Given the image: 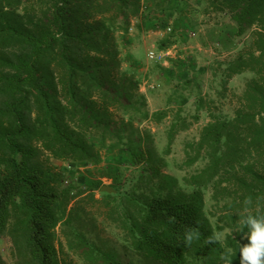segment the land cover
<instances>
[{"label": "trees", "instance_id": "obj_1", "mask_svg": "<svg viewBox=\"0 0 264 264\" xmlns=\"http://www.w3.org/2000/svg\"><path fill=\"white\" fill-rule=\"evenodd\" d=\"M206 2L207 10L229 15L236 34L251 31L249 51L225 64V76H253L232 117L209 111L198 140L185 149L186 165L202 160L204 166L180 184L162 170L168 147L157 154L130 116L114 115L135 109L156 122L166 116H149L137 105L139 82L118 72L116 36L128 33L131 17L139 20V32L153 29L148 13L162 14L161 0L153 7L141 0H0V238L11 242L12 264H71L57 240L58 227L67 249L88 263L132 264L114 250L99 249L88 237L92 228L79 227L90 221L81 202L95 199V191L109 204L110 221L144 259L239 264L240 244L247 242L241 217L246 211L264 214V0ZM173 43L163 38L157 49ZM203 103L199 98L196 109ZM172 137L170 131L168 143ZM102 149L113 159L145 165L128 192L119 191V172L109 166L100 168V177L111 179L112 193L102 192L95 177L63 185L65 171L49 163L53 158L99 166ZM208 189L215 203L223 202L221 226H213L205 213ZM223 228L230 229L224 242H209ZM0 264H7L1 255Z\"/></svg>", "mask_w": 264, "mask_h": 264}, {"label": "rangeland", "instance_id": "obj_2", "mask_svg": "<svg viewBox=\"0 0 264 264\" xmlns=\"http://www.w3.org/2000/svg\"><path fill=\"white\" fill-rule=\"evenodd\" d=\"M141 1L146 7L149 6L146 4L152 7L155 5V0ZM161 2L164 8L162 14L152 11L148 13V17L151 18L149 24L155 26L154 33H143V30L139 32L136 29L139 20L131 17L127 20L128 33L116 32V36L120 58L118 72L126 71L139 82L136 95L140 96V99L137 105L139 104L142 111H147L149 116L153 112H165L166 116L156 122L152 117L146 119L140 117V113L135 109H130L127 113L116 110L114 115L124 119L130 116L134 127L149 136L148 144L157 154L163 155L168 147V153L163 155L166 165L162 170L176 177L182 184L183 177L204 166L202 160L191 166L186 165L187 144L198 140L201 128L210 120L209 111L228 118L233 116L238 105L237 97L242 94L245 83L253 76L248 72L230 78L225 76V64L238 52L249 51L251 31L242 35L236 34L235 25L229 15L207 10L206 0ZM183 16L186 19L182 21L180 18ZM167 26L170 27V31L166 29ZM163 38L174 41L171 53L166 57V59L171 57V62L167 65L162 64L164 60L157 63L146 57L147 51L157 48L158 41ZM160 66L167 71L162 73ZM199 98H202L204 103L202 109L197 110ZM172 124H175L174 131L171 129ZM170 131L173 137L168 143L167 136ZM101 153L104 157L99 166L62 162L53 158H49V163L65 171L63 185L83 184L89 177L100 178L105 186L113 185L111 179L100 177L103 175L100 168L109 166L112 171L119 172L116 185L120 192H128L138 177L146 172L145 165H130L123 157L117 155L113 159L106 156L105 149H102ZM182 188L189 190L185 186ZM94 198L81 202L85 210L83 213H86L85 216L90 221L80 222L79 227L84 230L93 229L92 234L88 233V237L99 249L114 250L123 262L161 264L137 254L121 228L110 221L109 204L101 201L102 196L98 191L94 192ZM203 198L204 210L212 225H223L220 218L223 214L220 209L223 202L215 203L211 199L210 189L204 191ZM229 232L230 229L223 228L215 233L218 240L224 242L225 235ZM56 236L58 242L63 245L66 261L71 264H90L78 252L67 249L61 235V227L56 228ZM11 248L9 238H0V255L7 264H12Z\"/></svg>", "mask_w": 264, "mask_h": 264}, {"label": "clouds", "instance_id": "obj_3", "mask_svg": "<svg viewBox=\"0 0 264 264\" xmlns=\"http://www.w3.org/2000/svg\"><path fill=\"white\" fill-rule=\"evenodd\" d=\"M239 227L243 233L242 238L247 241L240 244L239 264H264V214L246 211L241 217ZM187 239L191 241L192 237L188 236ZM217 239L213 236L209 242L215 243Z\"/></svg>", "mask_w": 264, "mask_h": 264}, {"label": "built area", "instance_id": "obj_4", "mask_svg": "<svg viewBox=\"0 0 264 264\" xmlns=\"http://www.w3.org/2000/svg\"><path fill=\"white\" fill-rule=\"evenodd\" d=\"M166 29L170 31V27L167 26ZM146 57L150 61L160 63L164 59L165 54L156 49H150L147 51Z\"/></svg>", "mask_w": 264, "mask_h": 264}, {"label": "crops", "instance_id": "obj_5", "mask_svg": "<svg viewBox=\"0 0 264 264\" xmlns=\"http://www.w3.org/2000/svg\"><path fill=\"white\" fill-rule=\"evenodd\" d=\"M155 12V11H154ZM157 13H159V12H157ZM180 19H182V21L183 20H185L186 19V17L185 16H183L182 18H180ZM185 23V22H184ZM155 30V27L153 28V29H149V30H147V31H143V33L144 32H153ZM156 31V30H155ZM154 33V32H153ZM151 49H156V50H158L157 48H151ZM170 49H171V46L170 47H168V48H166L165 50H158V51H161V52H163L164 54H165V58L162 60L163 61V65H167L168 63H170L171 61H170V56L166 59V57L169 55V53H171V51H170ZM150 50V49H149ZM161 64V65H162Z\"/></svg>", "mask_w": 264, "mask_h": 264}, {"label": "water", "instance_id": "obj_6", "mask_svg": "<svg viewBox=\"0 0 264 264\" xmlns=\"http://www.w3.org/2000/svg\"><path fill=\"white\" fill-rule=\"evenodd\" d=\"M100 190H101L102 192H106V193H112V192H114V189H113L112 187H110V186H105V185H103V186L100 188Z\"/></svg>", "mask_w": 264, "mask_h": 264}]
</instances>
